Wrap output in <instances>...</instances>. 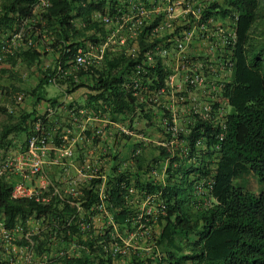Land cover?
I'll list each match as a JSON object with an SVG mask.
<instances>
[{
  "label": "trees",
  "instance_id": "16d2710c",
  "mask_svg": "<svg viewBox=\"0 0 264 264\" xmlns=\"http://www.w3.org/2000/svg\"><path fill=\"white\" fill-rule=\"evenodd\" d=\"M203 1L198 23L190 13L156 31L165 11L150 0H0L3 61L38 68L32 93L47 106L16 120L0 106L9 118L0 157L11 133L24 135L22 148L36 133L52 161L36 195L12 197L15 169L0 175V264L22 251L30 264H264V0ZM213 18H229L235 34L201 54L209 92L196 89V99L191 69H178L177 89L167 82L174 67L146 53L174 48L192 27L204 36L199 25ZM79 48L101 56L71 72ZM227 59L229 72L220 68ZM58 63L67 71L52 82ZM49 83L65 98L87 91L61 100L47 96ZM70 143L71 154L54 160ZM246 171L258 190L236 182Z\"/></svg>",
  "mask_w": 264,
  "mask_h": 264
},
{
  "label": "built area",
  "instance_id": "2783aa9c",
  "mask_svg": "<svg viewBox=\"0 0 264 264\" xmlns=\"http://www.w3.org/2000/svg\"><path fill=\"white\" fill-rule=\"evenodd\" d=\"M44 2V0H42ZM152 4V10L153 11H160L161 9L166 11L169 15H174L173 12L176 10V8H180V17L179 14L178 16L176 15L174 18H183L182 22H185L187 20H190L187 15L190 13L193 15V18L197 21V23L200 20V14L203 12L205 6L207 5V1L203 0H150ZM141 9V14H146L149 9H145L143 6L138 7ZM95 16H100L98 13L95 14ZM138 18V17H137ZM181 18V19H182ZM103 20L105 23L109 22V17L107 15L103 16ZM212 19H210L211 21ZM140 21V20H139ZM162 22V21H161ZM161 24V23H160ZM158 25L156 27V31L159 30L161 25ZM200 29L203 31H206L204 34V37L208 41V48L205 49V52H210L213 50H217L218 46H221L224 43L223 38H225L226 32L224 31L223 27H219L218 30L216 31L215 34H210L207 33L208 29L205 23L201 22L200 23ZM21 29L17 35L20 36L23 31ZM194 32V28H190L189 30H184L182 33L181 37H176L174 39V48L170 49L166 45L159 44L158 47L154 48L152 51H148L146 53L147 57L151 59L152 55L154 54H161L164 56L165 60L167 63L171 64L174 67V71L169 75L168 78V83L171 86H176V88H180L183 86L184 80H179L178 79V69L181 68L182 70H192L193 73L188 74L185 76V80L194 83L195 85H198L201 81H203V76H202V70L204 66V60L203 58H198V59H192L189 58L191 55L189 54V50H187L188 43L192 37V33ZM207 34V35H206ZM234 28L231 27V32H227V35H230L231 37H234ZM132 36H135V32H132ZM121 42L125 41V37L120 38ZM105 46V45H104ZM136 46V42L133 43V48ZM132 50V49H131ZM93 50L91 49L88 52H83L81 48L78 49V52L75 55L74 58V65L76 67H80L83 64L90 62L91 59H89L87 56L91 54ZM94 54V53H92ZM95 57H100L101 55L94 54ZM188 58V60H187ZM232 62L227 59L223 63H221L220 68L223 69V71L229 72L231 70ZM67 69L62 70V67L60 66V63L57 64L56 67V72L54 76L50 78V81L56 82L57 76H62L65 75ZM195 91V90H194ZM191 93L193 92L190 91ZM192 95V94H191ZM16 99L18 101H21L24 97L23 92H19L16 94ZM195 97V96H194ZM48 109H50L48 107ZM52 110L50 109L49 113H51ZM48 142L43 136H39L36 133L30 134L28 136V144H27V149L24 152V154L20 155L19 159H25L26 164L28 165L27 167H24L22 164H24L22 161L18 162L15 167L12 165V162L9 160H6L2 164H0V175L4 173L6 170L9 169H16L20 171V174L23 176V179H19L15 182L11 189V196L16 198V197H21V196H32L36 195L39 190L34 188L31 184L26 183L25 178L27 176L31 175H41L43 174V160L40 157L41 152L44 153L46 151ZM63 154L69 155L71 154V150L69 147H63ZM25 169V170H22ZM42 172V173H41Z\"/></svg>",
  "mask_w": 264,
  "mask_h": 264
},
{
  "label": "rangeland",
  "instance_id": "374dc122",
  "mask_svg": "<svg viewBox=\"0 0 264 264\" xmlns=\"http://www.w3.org/2000/svg\"><path fill=\"white\" fill-rule=\"evenodd\" d=\"M180 12H181L180 8H176V10H174L173 12L174 15H169L165 11L164 12L165 16L162 19L161 27L159 29L171 31L174 28L173 24H175V22L178 21L177 23H179L180 21L183 20L182 17H181L182 20L181 18H179L181 16ZM178 14H179V17L174 18L176 15L178 16ZM219 27H223L225 32H231V25H230L229 18H226V19L213 18L210 21V26L208 27L207 33H209L210 36L211 34L216 35V31L218 30ZM195 32H196V29H194V32L192 33V37L186 49L189 50L190 54H195L198 59L202 57L201 54H203L205 52V49L208 48V44H207L208 41L206 40L204 36L198 35V34L196 35ZM92 53L96 54L95 51L91 52V54L87 55V56H90L88 57L89 59L95 57V55ZM3 57L4 56L2 55V53H0V106L5 107L8 111L12 112L13 120H16L20 112H24V111L30 112L33 114L44 113L47 109L46 102L44 100L37 101L35 95L32 93V90L36 86L38 78H39L38 68L36 66H25L19 61L16 63V65L10 67L8 62L3 61L4 60ZM50 61H51V57L46 56L45 62L49 63ZM1 68H11V70L15 73L14 75L15 77L10 75L9 73L2 72ZM70 70L71 72H75L77 70V67L74 65V67H71ZM223 75H225L224 72H223ZM198 88H202V90L206 92V94L209 92L208 90H204V88H206V82H204V79H203V81H201L197 85V87L194 88L195 91L193 90V92L191 93L192 96H195L196 99L200 95L198 90H196ZM19 92L24 93V97L21 101H18L15 97L16 94ZM64 92H65L64 89L61 88L57 83H54V84L49 83L46 85L47 96H56L62 100V98L64 97ZM8 119L9 118H8L7 113L0 109V129L3 123L6 122ZM91 120H88V121L90 122ZM83 124L81 126V129L84 126ZM9 137L12 138L13 143H10L8 148H4L3 150H1L3 155L0 157V164L5 162L6 160H9L12 162V165H14L13 167H15L16 164H18V162L22 161L24 164L20 162L21 165H23L24 167H27L28 165L25 163L26 160L23 158L19 159L20 155L24 154V152L27 149V147H23V148L20 147V146H24L22 145V142H21L24 138V135L23 134L14 135V133H11ZM65 147H69L70 150L72 149L71 143L67 144ZM62 148L57 150V155L54 157V160H59L60 156H63ZM49 149H50V145L48 143L46 151L44 153L41 152L40 154V157L43 160V170H45V168L47 167H50V168L52 167V163H51L52 161L50 160L51 157H49V154H48ZM72 163L73 164L68 165L69 167L68 168L66 167L67 169L64 171V172H67V175L75 174L74 169L76 170L77 163L76 164L74 162ZM64 165L66 164L64 163ZM22 170H25V169H22ZM11 173L12 174L10 175L14 174V179H23V176L20 174V171H17L15 169L14 172L11 171ZM43 173L45 174L44 171ZM236 182L242 185L243 186L242 188L249 190V191H256L259 189V181L256 175L253 174L251 171L244 172L236 180ZM29 261L30 260L27 258L26 253L22 251V252H19V254L15 257V261H13L12 259L11 263H6V264H30Z\"/></svg>",
  "mask_w": 264,
  "mask_h": 264
},
{
  "label": "crops",
  "instance_id": "0c3cea01",
  "mask_svg": "<svg viewBox=\"0 0 264 264\" xmlns=\"http://www.w3.org/2000/svg\"><path fill=\"white\" fill-rule=\"evenodd\" d=\"M150 60V59H149ZM87 91V89L85 87H81L77 90H75L74 92H72L70 95H68L67 98H63V99H76V100H82L83 96L85 94V92ZM65 96V95H64ZM18 169V168H16ZM18 171V170H17ZM25 181L28 184H31L34 188L38 189L42 186H45L47 184V178L46 175L43 173L42 175H31V176H27ZM2 225V223L0 222V226ZM34 226V220H32V225Z\"/></svg>",
  "mask_w": 264,
  "mask_h": 264
}]
</instances>
